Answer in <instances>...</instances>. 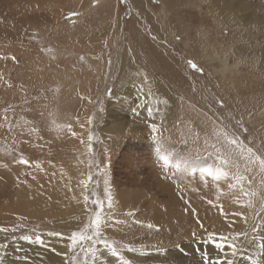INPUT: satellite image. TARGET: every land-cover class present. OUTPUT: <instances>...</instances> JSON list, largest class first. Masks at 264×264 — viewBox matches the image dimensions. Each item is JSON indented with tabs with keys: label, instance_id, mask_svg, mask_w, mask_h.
Here are the masks:
<instances>
[{
	"label": "rangeland",
	"instance_id": "obj_1",
	"mask_svg": "<svg viewBox=\"0 0 264 264\" xmlns=\"http://www.w3.org/2000/svg\"><path fill=\"white\" fill-rule=\"evenodd\" d=\"M211 1L0 0V159L21 180L0 185V264H137L128 255L148 248L151 264H264V0H238L241 24ZM134 27L139 73L176 105L123 85ZM97 212L100 235L73 245ZM56 237L68 238L62 261Z\"/></svg>",
	"mask_w": 264,
	"mask_h": 264
},
{
	"label": "bare ground",
	"instance_id": "obj_2",
	"mask_svg": "<svg viewBox=\"0 0 264 264\" xmlns=\"http://www.w3.org/2000/svg\"><path fill=\"white\" fill-rule=\"evenodd\" d=\"M51 1V0H50ZM207 1V0H206ZM38 3V2H37ZM141 4H142V2H141ZM147 6V5H146ZM243 7L244 6H242L240 3H239V1L238 0H212L211 1V3H210V5H209V7L208 8H211V9H213V10H217L218 11V9L220 10V15H222L223 17H225L226 19H227V21H229V22H234L233 24H241V23H239V12L240 11H242V9H243ZM146 8V7H145ZM142 9V8H141ZM164 10L166 11V13H167V15L169 16V15H171V11L170 10H168V9H166V8H164ZM141 11V10H140ZM245 11V10H244ZM250 12V11H249ZM257 12V11H256ZM174 13V12H173ZM161 15V14H160ZM241 15V14H240ZM166 17V16H165ZM250 17V16H249ZM252 18L253 19H255V17L254 16H252ZM157 19V18H156ZM190 21V20H189ZM134 22V21H133ZM243 25L245 24V23H242ZM238 26V25H237ZM246 26V25H245ZM115 27H116V25H113L112 27H111V32H114L115 31ZM136 30V28L134 27L133 28V35H131V36H129L128 38H127V40L125 41V47L127 48V50H128V52H129V54H130V61H128V62H125V68L122 70V73H123V75L125 76V77H130V76H132L131 78H128L127 80H125L124 82H123V85L124 86H127V87H131V86H133V85H135V89H137L135 92H137V98H138V100H149V102H152V103H155V102H157L158 103V108H160V106H162V105H165L166 106V108H168V107H170V106H172V105H176V101H177V99H176V97L174 96V95H172V93L171 92H173V89H170L171 87L168 85V84H166V82H164L161 78V80L160 79H158V78H155V77H153L154 75H152L151 73V75H149V74H147L146 73V70H143V72L142 73H139L140 71H141V69L138 67L139 65H137L138 63H135L136 61H137V59H138V55L136 54V52H137V39H138V35H137V32L135 31ZM142 34V33H141ZM236 34V33H235ZM142 37V36H141ZM186 38V37H185ZM126 39V38H125ZM143 39V38H142ZM187 39V38H186ZM144 40V39H143ZM187 41V40H186ZM148 42V41H147ZM143 43H145V41L143 42ZM146 44H149V43H146ZM242 48V47H241ZM207 49V48H206ZM84 50H87V52H89V49H87V48H84ZM234 50V49H233ZM136 51V52H135ZM244 51V50H243ZM157 52V51H156ZM159 52H161V51H159ZM163 53V52H162ZM259 53V52H258ZM157 54H159V53H157ZM164 54V53H163ZM238 55V54H237ZM256 55V54H255ZM159 56V55H158ZM164 56V55H163ZM160 57V56H159ZM240 57V56H239ZM147 58H149V57H147ZM142 59V58H141ZM145 59V58H144ZM245 59V58H244ZM248 59V58H247ZM139 60V59H138ZM157 60H158V58H157ZM242 60V59H241ZM256 60V59H255ZM141 63V62H140ZM143 63V62H142ZM144 64V63H143ZM252 64V63H251ZM135 65L137 66V67H135ZM147 65V64H146ZM236 65V64H235ZM143 67V66H142ZM141 67V68H142ZM130 68V69H129ZM126 69H128L127 71H126ZM134 69H136V70H134ZM145 69H146V67H145ZM148 69V68H147ZM150 70V69H149ZM120 88V87H122V85H120V82L117 84V88ZM134 91H129V93H130V96L132 97V100L134 99V97L135 96H132L131 95V93L133 94V93H135ZM161 96H164L165 97V99H163ZM158 98H159V100H158ZM173 109L174 108H172L171 109V111H167V113H168V115H169V121H168V124H166L165 125V127H164V129L165 130H168V127L170 126V125H173V124H175V119H171V116H170V114H172V111H173ZM161 113H163V112H161ZM166 114V113H165ZM177 114H178V112L175 110V113L173 114V116L174 117H176L177 116ZM171 119V120H170ZM165 133H167L166 135H170L169 134V131H166ZM173 135V134H172ZM174 160V159H173ZM175 161V160H174ZM4 162V161H3ZM173 162V161H172ZM171 162V163H172ZM170 164V163H169ZM170 166H171V164H170ZM13 170V169H12ZM11 170V171H12ZM2 176H3V174H2ZM10 178V177H9ZM15 181V180H14ZM12 181H10V183H11ZM11 184H14V182L13 183H11ZM1 187V186H0ZM193 188V187H192ZM121 191H123V192H125V194H126V191L125 190H121ZM169 191V190H168ZM18 192V191H17ZM190 192H191V190H190ZM19 194V193H18ZM117 195H119L120 196V198L121 199H123V198H125V196H123L124 194H121V193H119L118 192V194ZM129 195V194H128ZM127 195V196H128ZM119 196H116V198L118 197L119 198ZM14 197H15V195H14ZM131 199V198H130ZM136 199V198H135ZM185 199H187V198H185ZM184 199V203L186 202V200ZM176 198H173V203H176V206L177 205H179V203L180 204H182V201H177L176 202ZM119 201V200H118ZM127 201H131V200H127ZM127 201H125V202H127ZM8 202V201H7ZM124 202V201H123ZM121 203V202H120ZM124 204V203H123ZM3 207H5L6 209H11V210H16L17 211V208H15L14 207V205H10L9 204V202L8 203H6L5 205H3ZM14 207V208H13ZM18 207V206H17ZM186 207V206H185ZM179 208V207H178ZM11 210H9V211H11ZM21 210V209H20ZM19 210V211H20ZM82 213H81V211H80V214L79 215H81ZM79 215H74V217H73V215L71 216H69L68 217V219L65 221L64 219H63V217H62V222H60V220L59 219H55V218H53V220H55V224L58 226V227H61L62 225H64V226H62V228H65L66 227V225H76V223L78 222V218H79ZM258 218H261L260 217V215H258L257 216ZM61 218V217H60ZM66 218V217H65ZM262 219V218H261ZM228 224V223H227ZM229 225V224H228ZM230 226V227H229ZM228 227L229 228H232L231 229V232H233V233H237L238 231H239V229H235V227H233L231 224L229 225ZM244 227V226H243ZM230 232V233H231ZM63 233H65L64 231H63ZM229 234V233H228ZM61 236V235H60ZM57 237H59V236H57ZM56 237V238H57ZM54 244H57V250H63L62 251V255L63 256H61V255H59V259L62 261L63 260V258H64V254H65V251H67L68 249H69V242H68V238H65V239H60V238H57L55 241H54ZM256 244V243H255ZM253 245V244H252ZM255 246V245H254ZM255 248V247H254ZM259 248V247H258ZM104 251H106L105 252V254H104V258H107V259H112V260H116V258H113V255H112V253L110 252V251H108L107 249L105 250V249H103ZM237 250V249H236ZM139 251V250H138ZM144 251V250H143ZM233 251V250H232ZM97 252V251H96ZM136 253V252H135ZM139 253V252H138ZM247 253H249L250 255H255L256 256V252H254L252 249H249V250H247ZM137 254V253H136ZM142 255V254H141ZM226 255H227V253H226ZM229 255V254H228ZM137 256V255H136ZM131 257H134V256H131ZM130 257V258H131ZM149 257V256H148ZM259 257V256H258ZM102 260V259H101ZM111 260V261H112ZM149 260V259H148ZM146 261H147V259H146ZM67 262V255L65 256V263ZM145 262V261H144ZM148 262V261H147ZM114 264H117V262L116 261H114L113 262ZM145 264V263H144ZM151 264V263H150Z\"/></svg>",
	"mask_w": 264,
	"mask_h": 264
},
{
	"label": "snow or ice",
	"instance_id": "obj_3",
	"mask_svg": "<svg viewBox=\"0 0 264 264\" xmlns=\"http://www.w3.org/2000/svg\"><path fill=\"white\" fill-rule=\"evenodd\" d=\"M76 15V14H74ZM190 64L192 65V67H196V65L192 62H190ZM70 127V126H69ZM153 127H155L153 125ZM89 139H91V137H89ZM229 143L230 144H236V141L235 140H229ZM89 150L91 151V147L89 148ZM259 159V163L261 165L262 168H264V158H258ZM22 163L24 164H28L29 161L27 160H22L21 161ZM211 174V173H209ZM219 177H217L218 179ZM241 179H243V177H241ZM245 196H249V195H252V196H255L256 193H244ZM111 197L109 196V208L111 207ZM102 210V209H101ZM241 215H243L241 213ZM102 217H101V214L100 212H97L95 217L91 220V223L89 225L86 226V228H91L92 229V232L93 234L92 235H85L84 233L82 232H76V233H73L72 236L70 237L71 241H72V244L75 245L78 241L79 242H83L84 240H89L91 241L93 239V235L95 236H99L100 235V228H101V225H102ZM149 228L153 227L151 224L148 225ZM7 229H4V228H0V231H6ZM258 229L256 227L253 228V231H257ZM51 235H60L59 233H52ZM243 235H247L246 233L243 234ZM37 239L39 240L40 238L37 237ZM226 240V237H221V242L220 243H217V248H223L224 247V243L223 241ZM101 243H104L110 250H111V253L113 256H118L119 253L117 252V249L116 247L113 245V244H109L107 241L105 240H100ZM228 247L232 248L233 249V255H235V252H236V245L233 243V244H230L228 245ZM260 247L261 249H264V240L261 241L260 243ZM73 259H75V257H73ZM206 264H209V262L207 261V258H206ZM216 264H223V262L221 261H217ZM227 264H232V261L229 260L227 261ZM255 264V262H254Z\"/></svg>",
	"mask_w": 264,
	"mask_h": 264
},
{
	"label": "crops",
	"instance_id": "obj_4",
	"mask_svg": "<svg viewBox=\"0 0 264 264\" xmlns=\"http://www.w3.org/2000/svg\"><path fill=\"white\" fill-rule=\"evenodd\" d=\"M10 122H13L12 120H10ZM3 133V132H2ZM3 147V146H2ZM11 153V151H10V148H8V147H4V152H3V154H5V155H1L0 157H2V158H4V156L5 157H8L7 155L8 154H10ZM11 158V157H10ZM13 158H14V156H13ZM19 159H22V158H20V156L18 157ZM17 159V157L14 159V160H16ZM3 160L4 159H0V171H2V172H4V174L5 175H3L2 176V174L0 173V185H4V184H6V186L5 187H3V188H8V187H10V188H12V187H18V186H21L20 184V182H21V180H19V175H18V171H19V167L16 169V176H17V178L18 179H14V174H13V172H14V170H12L13 172H9L8 170H6V168L5 169H3ZM13 160V161H14ZM22 160H24V159H22ZM2 164V165H1ZM19 166V165H18ZM21 170V169H20ZM24 170V167L22 168V170L21 171H23ZM20 176H22V173L20 174ZM10 177V178H9ZM14 180L16 181V182H18V184H15V182H14ZM10 181H12L11 183H13L14 182V184L12 185L11 183H10ZM190 189V188H189ZM191 190V192H189V194H191L192 192L194 193V188H191L190 189ZM10 194H11V192H10ZM30 194V193H29ZM15 195V194H14ZM21 195V194H20ZM16 196V195H15ZM17 197V196H16ZM120 198V197H119ZM186 198V197H185ZM189 198L190 197H188V194H187V199H185L186 200V203H188V202H190L189 201ZM56 199V198H55ZM5 205V204H4ZM5 210H7V209H5ZM4 210V212L6 213V211ZM50 213H51V216L52 217H57V216H60V215H57L56 213H54V212H52V211H49V215H50ZM48 214H45V215H47V216H49ZM146 215H148V214H146ZM144 216H145V214H144ZM61 217V216H60ZM48 219V218H47ZM56 229H57V227H55ZM148 245L150 244V242H146ZM145 244V243H144ZM143 247H145V246H143ZM140 251V252H139ZM137 250V254L136 253H133L131 256H134L135 258H137V264H150L149 262H147L148 261V259L150 258V257H152V256H150V252H151V250L148 248L147 250ZM139 252V253H138ZM125 254L127 255V253L125 252ZM142 254V255H141ZM137 255V256H136ZM120 256V255H119ZM130 256V254L128 255V257L130 258L131 257ZM149 256V257H148ZM132 258V257H131ZM146 259H147V261H146ZM145 261V262H144ZM170 264V263H169Z\"/></svg>",
	"mask_w": 264,
	"mask_h": 264
}]
</instances>
